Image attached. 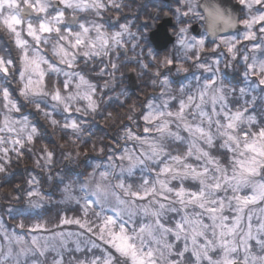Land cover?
Instances as JSON below:
<instances>
[{"label":"clouds","instance_id":"9594fccd","mask_svg":"<svg viewBox=\"0 0 264 264\" xmlns=\"http://www.w3.org/2000/svg\"><path fill=\"white\" fill-rule=\"evenodd\" d=\"M0 264H264V0H0Z\"/></svg>","mask_w":264,"mask_h":264}]
</instances>
